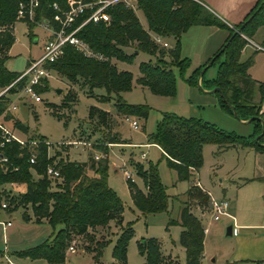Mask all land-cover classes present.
Wrapping results in <instances>:
<instances>
[{"label":"trees","instance_id":"1","mask_svg":"<svg viewBox=\"0 0 264 264\" xmlns=\"http://www.w3.org/2000/svg\"><path fill=\"white\" fill-rule=\"evenodd\" d=\"M200 1L137 0V10L145 18L147 28L141 25L134 10L120 4L115 5L107 9L111 16L108 24L88 22L76 33L94 53L102 55L101 59L88 57L67 45L63 55L50 64L61 78L68 81L69 86L80 83L88 86L90 91L94 88H103L106 92L100 95L103 99L110 98L111 94L115 95L114 108L117 114L146 120L149 111L147 105L126 103L121 99L120 94L131 89L132 74L128 70L118 69L116 62L132 63L138 52L154 56V60L141 61L138 64L137 83L147 87L153 94L173 97L176 92V79L172 67H178L183 71L189 65V60L180 54L181 35L193 25H213L226 29L228 36L224 43L186 80L191 84H199L198 79L201 78L200 86L218 87L219 91L215 93L221 108L234 114L238 119H250L258 130L251 137L243 138L199 119L164 113L157 123L155 132L148 134L147 139L160 147L167 166L176 172L178 180L190 179L199 169L202 164V149L206 143L215 144L218 149L236 145L252 147L256 152L264 154V118L261 114L264 84H259L261 98L258 103H254L253 93L257 82L248 73L253 59L248 57L240 61L241 52L247 44L246 37H253L257 29L264 25V0H258L244 20L232 26L226 24ZM54 2L62 8L66 7V0H38L33 18L30 19L29 0H0V87L8 85L19 74L5 67L6 53L16 39L14 34L16 21L22 20L27 24V34L31 39L35 25L43 19L52 21ZM20 10L22 15L19 14ZM239 28L240 32L234 34ZM150 33L172 38L175 44L169 48L159 46L151 39ZM261 45L264 47V41ZM128 47H134L133 52L126 53L124 49ZM215 62L216 77L204 80V71ZM28 63L29 61L27 65ZM35 89L38 93L47 91L48 81L43 79V84ZM75 100L76 94L68 91L61 106L53 104L50 106L54 109L68 107L69 103ZM8 101L7 97H0V117L11 121L15 128L26 132L27 126L7 110ZM96 113L101 122H105L106 113L91 107L89 116L92 118ZM259 134L261 136L256 139ZM106 142L126 141L115 133L108 136ZM2 150L19 168L5 173L0 171V185L6 183L26 185L24 193L7 198L8 206L12 207L9 210L29 205L34 221L39 223L44 219L52 228L49 238L37 246L16 252V256L44 259L49 264H61L65 261L68 246L76 238L85 240L84 245L81 244L80 247L95 251L97 257L108 241L104 232L114 224L120 229V233L113 247L112 264H127V244L133 229L131 224L122 225L124 207L108 186L106 157L95 160L89 156L86 162L61 161L59 165L63 184L57 186L56 183L55 187H51V181L44 173L46 166L52 163L53 157H47V147L44 143L34 147L36 160L33 164L29 162V149L21 148L16 142L6 143ZM104 150L106 153L107 149ZM32 169L38 177L32 174ZM88 170H92L95 175H89ZM136 174L142 180L143 189L126 179L135 207L144 215L166 212L169 195L161 182L157 165L148 162L146 168L141 165L136 169ZM186 193L190 199H198L201 205L208 202V197L195 187L190 186ZM24 218L29 219L26 214ZM176 223H180L183 228L179 241L185 249V264H202L205 230L200 219L191 212L186 202L183 204L180 220L170 219L168 222ZM143 243L139 244V250L145 255L144 264L175 263L164 262L156 240L148 239Z\"/></svg>","mask_w":264,"mask_h":264},{"label":"rangeland","instance_id":"2","mask_svg":"<svg viewBox=\"0 0 264 264\" xmlns=\"http://www.w3.org/2000/svg\"><path fill=\"white\" fill-rule=\"evenodd\" d=\"M135 13L141 25L147 28L146 20L141 12L136 10ZM196 30V27L190 28L180 40L181 55L189 60V65L183 71H180L178 67H172L176 79V92L173 97L153 94L147 87L137 83L138 64L141 61L154 60V56L138 52L132 63L116 62L118 69L128 70L132 74L131 89L122 92L121 99L126 103L145 104L149 107L146 120L138 117H129L128 120L116 117V129L123 138L133 143H146V135L155 132L157 123L164 113L199 119L243 138L251 137L258 130V127L250 119L244 122L221 108L217 93H207L204 90V88L213 90L215 87L200 86L201 78L198 79L199 84L187 82L186 79L192 72L208 61L203 64L198 62L202 41L199 37L200 31L196 33ZM14 34L16 39L6 53L5 67L10 71L20 73L26 69L28 61L42 54V46L47 38V32L41 24H37L33 27L30 39L27 34V24L18 20L14 25ZM251 38L249 39L253 41ZM35 39H37L36 42H34ZM165 40L169 43V47L174 46V39L166 38ZM124 50L126 53H131L134 47ZM259 58L262 61L254 69V74L264 76V55H260ZM216 75L217 62L206 68L203 78L212 80ZM47 81L48 90L41 93L42 101L38 103L30 101L26 105L20 104L14 114L27 126V131L23 132L24 135L50 143L48 148L50 157H53L52 163L59 169L61 161L86 162L89 156L93 157L95 154L100 156L103 154L107 158L109 162L108 186L115 192L124 207L122 225L131 224L133 229L127 244V264H144L145 255L140 252L139 244L143 245V242L148 239L158 242L159 252L164 262L174 261L173 264H185V249L179 241L183 228L180 223L168 224L170 219L180 220L185 202L206 228L202 264H232L236 259L243 258L249 253L244 248V244L239 241V237L227 235L226 232L228 226H234L242 221H264V181L255 179L254 181L250 180L248 184H243L247 179L262 177L264 174V157L260 155L262 153L256 152L252 147L241 145L221 150L215 144L206 143L202 149V164L199 169L193 173L190 179L178 180L176 172L167 166L157 145L146 148L138 146L134 148L131 146L112 147L113 144L106 142L108 136L115 134L109 132L113 111H105L114 108V94H111L110 98L103 99L100 96L106 94L103 88H94L90 91L88 86H83L80 83L69 86L68 81L61 78L56 72H52ZM59 89L60 92H58ZM68 91L76 94L74 102H70L68 107H56L57 109L50 106L51 104L61 106L63 97ZM91 107H96L106 113L105 122H101L97 113L92 118L89 116ZM132 120L137 121V129L130 126L129 123ZM105 148L107 149L106 153L104 152ZM142 151L145 152L143 158L140 155ZM124 162L125 168L135 172L141 165L146 168L148 162L157 165L161 182L169 195L166 212L144 215L135 207L129 194L126 177L121 169ZM87 173L95 175L92 170H88ZM134 179V183L143 189L141 178L135 175ZM61 184H63V178L56 185ZM54 185L52 183L51 187H55ZM190 186L197 188L208 197L207 204L201 205L198 203V199H190L187 196L186 192ZM211 197L217 200L223 198L228 200L230 203L229 213L232 217L221 216L218 221L212 220ZM28 214L31 215L29 210ZM5 215L3 213L0 220ZM11 217L13 233L6 237L1 234L0 230V249L5 247L8 251L2 255L0 253V264H8L6 259H11L15 247L28 245L37 234L43 231V225L37 226L31 221H25L21 209L12 212ZM104 233L108 241L99 256L96 257V252L93 250H85L80 247L81 244L84 245L85 240L74 238L76 242H73L77 244L75 252L67 251L63 263H114L112 251L120 229L111 224L109 230ZM31 264L48 263L44 260H37ZM234 264L256 263L240 261Z\"/></svg>","mask_w":264,"mask_h":264},{"label":"built area","instance_id":"3","mask_svg":"<svg viewBox=\"0 0 264 264\" xmlns=\"http://www.w3.org/2000/svg\"><path fill=\"white\" fill-rule=\"evenodd\" d=\"M123 5L125 8L137 10V0H66V7L62 8L57 2L52 3L53 16L52 21L43 19L38 24H41L48 36L42 46V54L31 59L26 69L20 72L12 82L0 89V97L8 98V111H13L17 108L20 103H27L28 101L41 102V93L36 91V87L43 84V79H46L51 75L54 70L50 67V64L56 62L64 53V48L67 45L74 47L77 51L83 53L88 57H95L101 59L102 55L94 53L87 43L79 38L76 33L77 31L87 24L88 22H104L109 23L111 16L107 9L115 5ZM38 5V0H29L28 15L29 18H33L34 9ZM22 15V11H19ZM80 22L77 23V20ZM151 39L164 48L169 47V43L161 36L156 34H150ZM248 44H250L255 50L264 51V47L257 44L247 38ZM128 120V118H126ZM132 128L137 129L138 123L136 120L130 122ZM0 171L11 172L18 170V166L12 162V160L6 155L2 148L6 143L16 142L21 148L27 147L30 151L29 162L35 163L36 152L34 147L40 143H44L47 147V157L49 154V145L47 141H40L34 138H28L24 133L12 126L6 124L4 119L0 117ZM95 154L93 158L104 157L103 154ZM144 156V154L142 155ZM123 170L126 179L134 182L135 172L125 168ZM33 170V169H32ZM45 176L51 181V184H56L62 177L60 169L53 163H49L45 169ZM200 185V184H199ZM229 201L226 199H214L211 197V218L214 221H218L221 216L232 217L228 212ZM0 207L5 209L8 207L6 201L0 203ZM6 225H10L11 222H6ZM75 243L72 242L67 251L70 253L75 252ZM65 264V263H61Z\"/></svg>","mask_w":264,"mask_h":264},{"label":"crops","instance_id":"4","mask_svg":"<svg viewBox=\"0 0 264 264\" xmlns=\"http://www.w3.org/2000/svg\"><path fill=\"white\" fill-rule=\"evenodd\" d=\"M257 1L258 0H201L200 2L207 9H209L211 12H213L216 16H218L220 19H222L226 24H228L229 26H232V25H235V24L242 22L244 20V18L249 14V12L253 9V7L256 5ZM192 27H196V29H197L196 33L200 31V34H201L199 37H200L202 43L200 44L201 50L199 53V61L198 62L200 64H203L209 58H211L213 56V54L216 52V50L224 43L225 39L228 36V31L226 29L219 28V27L213 26V25H211V26L193 25V26L189 27L187 29V31H185L181 35L180 40L182 39V36L184 34H187L189 29ZM47 36H48V34H47ZM164 39H166V38H164ZM251 39L254 42H256L257 44H260V45L262 44V42L264 41V25L260 26L257 29V31L255 32V34L253 35V37ZM35 40L37 41V39H35ZM180 54H182L181 50H180ZM260 55H264V51H261V50L256 51L250 44H248V42L244 46V48L241 52V55H240V61H244L248 57H252V59H253L252 64L250 65V67L248 69V73L257 82V84L255 85V88H254V93H253V102L254 103H258L260 101V98H261L259 84L260 83L264 84V76L254 74V69L257 68L256 66L260 65V63H261L260 61H262L261 58H259ZM204 90L207 93L214 92V91L208 90L206 88H204ZM28 102H30V101H28ZM36 103H38V102H36ZM20 104H24V103H20ZM20 104H18V106ZM25 105H26V103H25ZM18 106H17V108H18ZM15 110L11 111V113L13 114L14 117L18 118V116H16L14 114ZM105 111H109V112L113 111L111 114V117L113 120H111L112 124H111V128L109 129V131L117 133L123 140L126 141L125 143H109V144H113L112 147L131 146L132 148H134V147L138 146V147L146 148V147H149L152 145H156V144L148 141L147 135H146V143H133L130 140L123 138L121 136V134L116 129V117L118 116L121 119H126L129 117H125V116L117 114L115 111V108H113L111 110H105ZM261 114L264 118V89H263V97H262V101H261ZM130 117H133V116H130ZM4 121L6 122L7 125L12 126L11 121H8L5 119H4ZM243 121L246 122V120H243ZM77 142L79 143L81 141H77ZM82 144L87 145L85 142H82ZM157 147L159 148V150L162 153V150L160 149V147L158 145H157ZM110 151H111V148H110ZM143 154L145 156L144 151H142L140 154L141 158L144 157V156H142ZM260 155H261V157H264V154H260ZM109 156H110V154H109ZM124 164H125V162L123 163V165ZM32 174L35 177H38V175L33 170H32ZM135 174H136V172H135ZM263 178H264V174L262 175V177L258 176V177H253L252 179H248V181H244L243 184H248L250 182V180L254 181L255 179H259V180L262 179L264 181ZM25 191H26V185L23 183H6L3 185H0V203L2 201H6L8 203L9 201L7 200V198L9 199L11 196H13V197L18 196L19 194H22ZM229 206H230V203H229ZM229 206H228V212H229ZM9 208H12L11 205H9L5 209L0 207V216H2L3 213L6 214L4 216V218L0 220V227H1L0 230H1V232H2L1 234L3 236L7 237L8 234L13 233V231H12L13 229H11L13 227V219L11 217V214H12V212L19 210V209H21L23 211V217L25 214L29 217L28 220H25V218H24L25 221H31L34 223V225H37V226L43 225V231L40 234H37L35 236V238L33 239L34 241L32 240L30 243H28V245L21 246V247H15L13 249V253L11 252L12 253L11 259H8V258L6 259L7 263L8 264H31L37 260H44V259L22 258V257L16 256L15 253L18 251H21V250H25V249L37 246L40 243H42L43 241H45L47 238H49V236L52 233V228L50 227V225L44 219L41 222L36 223L34 221V216H33L32 210H31L29 205H27L25 207L18 206L12 210H9ZM28 210H29L31 215L28 214ZM8 221L11 222L10 225L5 224ZM177 221H179V220H177ZM204 230L206 231V228H204ZM230 235H236L237 237H239V241L241 242V244H244V248L247 250V252H249L243 258L240 257V258L236 259L232 264H234L236 262H240V261H243V262L244 261H250V262H253L256 264H264V221H254V222L242 221L241 223H236L234 226H231V234ZM203 244H204V242H203ZM7 252L8 251L5 249V247H3V249H0L1 255L5 254ZM203 257H204V255H203Z\"/></svg>","mask_w":264,"mask_h":264},{"label":"water","instance_id":"5","mask_svg":"<svg viewBox=\"0 0 264 264\" xmlns=\"http://www.w3.org/2000/svg\"><path fill=\"white\" fill-rule=\"evenodd\" d=\"M238 32H240V28L239 29H236V31L234 32V34L235 33H238ZM34 42H36V40H34ZM212 91H219V88L218 87H215ZM58 92H60V89L58 90ZM263 132H261V134H262ZM261 134H259V135H257L256 136V139H258L260 136H261ZM226 234L227 235H230L231 234V226H228V228H227V232H226Z\"/></svg>","mask_w":264,"mask_h":264}]
</instances>
